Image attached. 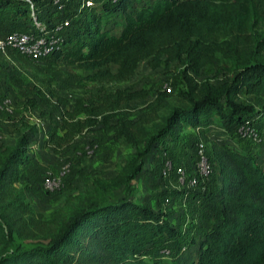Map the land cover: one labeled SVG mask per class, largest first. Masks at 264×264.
Here are the masks:
<instances>
[{"label": "trees", "instance_id": "1", "mask_svg": "<svg viewBox=\"0 0 264 264\" xmlns=\"http://www.w3.org/2000/svg\"><path fill=\"white\" fill-rule=\"evenodd\" d=\"M78 0L77 3H79ZM79 11L61 46L49 58L55 67H75L89 73L99 84L129 81L140 62L151 70L181 66L185 90L177 91L181 108H171L151 130L144 110L157 111L169 96L157 92L154 100L132 118L128 103L143 100L149 89H115L110 93L83 95L69 102L51 96L61 107L58 121L50 120L42 148L60 155L75 139L94 130L123 140L135 151L109 180L93 178L85 205L62 220L59 210L35 213L18 184L27 161L30 137L24 113L37 108L35 99L22 106L21 129L11 146H0V244L9 245L0 254V264H163L156 245L180 240L167 213L131 199L109 202L115 189L127 191L141 173L144 158L157 142L172 141L182 128L197 129L207 143L211 117L225 110L250 115L251 108L238 103L240 93L264 98V3L256 0H89ZM17 0H0V15ZM8 17V16H6ZM0 33L22 31L8 27ZM72 23V24H71ZM226 62L236 74L213 85L196 82L202 68ZM114 66V72L107 68ZM67 107H70L67 109ZM209 159L218 170L219 188L214 189L209 210L217 207L218 222L203 230L189 261L168 264H264V165L256 154L224 143H213ZM18 185V186H16ZM206 207V209H207ZM25 241L23 247L11 245Z\"/></svg>", "mask_w": 264, "mask_h": 264}, {"label": "rangeland", "instance_id": "2", "mask_svg": "<svg viewBox=\"0 0 264 264\" xmlns=\"http://www.w3.org/2000/svg\"><path fill=\"white\" fill-rule=\"evenodd\" d=\"M17 1L21 2L18 5L19 10L25 9V13L19 12L17 16H14L15 4L6 7L0 15V19L4 21L1 24L4 26L3 29L14 26L12 29L18 30V23H22V27L31 23L26 4L23 0ZM36 1L40 7L47 5L49 0ZM63 1L67 10L75 11L78 0ZM256 1L264 3V0ZM47 10L44 8V12ZM53 12L54 9L51 10V14ZM72 17V23L76 22L78 16L73 15ZM259 57L264 61V52H261ZM107 69L114 72L115 67L110 66ZM182 69L181 66L172 64L169 69L151 70L146 62H140L128 82L99 84L89 79V73L75 67H55L49 59L33 62L27 61L15 53L0 54V145H7L16 138V131L21 129L18 120L22 115V106L25 101L28 99L37 101V108L31 113H24L23 115L26 124L34 125L38 133L30 137V158L22 167V177L18 184L25 189L31 209L42 215L59 210L62 220H66L72 213L85 205V200L91 195L92 179H112L120 172L121 167L135 151L134 148L127 146L123 140L114 142L110 134H103L100 130H94L84 137L75 139L72 148L63 154L53 155L49 149H43L42 141L49 127V121H58L61 110L55 99L51 97L52 95L66 99L70 106L75 98L83 95L110 93L115 89H149L145 99L128 103L133 118L137 112L154 100L157 92L164 91L169 96L162 108L153 112L149 109H142L144 110L143 113L151 119L148 127L152 130L154 125L160 123L162 117L169 114L171 108H181L183 105L176 95L177 91L185 90ZM236 73V70H232L223 61L217 67L206 66L202 68L199 75L194 79L196 82L209 81L216 86L221 81H229ZM238 103L251 108L249 114L255 118L254 129L260 141L254 143L240 139L237 134L236 119L242 115H233L225 110L219 119L211 117L209 135L212 140L206 138L207 147L210 149L215 142L216 144L228 142L236 149L256 154V162L263 166L264 98L240 93ZM69 108L67 107V109ZM220 129H223V132ZM195 140H197V136L192 129L182 128L174 140L157 142L149 155L144 158L142 171L130 183V188L125 191L123 187H119L112 191L106 199L109 202H115L127 198L153 209L160 208V202L163 198L169 193L175 195L173 191L176 186L175 182L171 180L170 182L160 180L162 163L166 160L172 163L190 161ZM212 177L210 192L220 186L219 178L215 172ZM45 181L53 184L50 190L45 186ZM211 196L212 193L208 191L205 199L210 202ZM181 205H176L177 208L174 213V217L179 223L183 219ZM206 207L204 206L203 214L201 211L198 214L193 209L191 219L195 223L194 229L198 237L199 233L208 230L216 220L211 215V211L205 212ZM25 243L20 239L11 241V245L19 246V248L23 247ZM159 246L160 244L156 245L157 251L161 249ZM10 247L0 244V254H2L3 249L10 250ZM191 251V248L188 249L187 253L177 259L189 261L193 258ZM150 257L158 258L163 264H168L171 261L161 259L156 254L150 255Z\"/></svg>", "mask_w": 264, "mask_h": 264}, {"label": "built area", "instance_id": "3", "mask_svg": "<svg viewBox=\"0 0 264 264\" xmlns=\"http://www.w3.org/2000/svg\"><path fill=\"white\" fill-rule=\"evenodd\" d=\"M23 1L29 12L28 17L31 23L26 25L22 31L0 33V54L15 53L27 61L33 62L49 59L58 50L66 37L70 22L73 19L72 16H77L81 9L90 5L89 0H80L75 11H69L63 0H49L47 5H41L40 7L36 0ZM44 8L50 12H44ZM52 9H54V12L51 14ZM254 120L255 118L250 115L241 119L236 128L240 139L254 143L260 141L254 129ZM192 131L197 136V129ZM220 131L223 132V129H220ZM209 132L210 130L206 134V138L212 140ZM208 155L207 144L197 136V140L193 144L190 161L172 163L166 160L162 163L160 180L165 182L171 180L175 182L176 186L173 191L175 195L169 193L168 196L162 199L158 209L168 214L171 225L180 232L181 239L177 244L172 240H166L157 252V256L161 259L175 260L187 253L188 249H195L201 239L202 232L199 233L198 237L194 229L195 223L191 217L193 216V209L198 214L200 211L203 214L204 206L211 203L205 198L208 191L210 192L214 172L218 177V170ZM45 186L50 190L53 184L51 185L45 181ZM178 204H182L183 219L180 223L174 217L176 205Z\"/></svg>", "mask_w": 264, "mask_h": 264}, {"label": "crops", "instance_id": "4", "mask_svg": "<svg viewBox=\"0 0 264 264\" xmlns=\"http://www.w3.org/2000/svg\"><path fill=\"white\" fill-rule=\"evenodd\" d=\"M13 144V142H11V143H9V144H7V145H0V146H11ZM30 145H29V150H28V152H27V160L30 158ZM219 183V182H218ZM220 185V184H219ZM137 203V202H136ZM212 212L211 213V215L212 216H214L215 218L214 219H216L215 220V222L212 224V226L210 227V228H208V229H211L212 227H214L216 224H217V222H218V215H217V212H218V210H217V207L216 206H212L211 208H210V210H209V208H207L206 210H205V212L206 213H208V212Z\"/></svg>", "mask_w": 264, "mask_h": 264}]
</instances>
